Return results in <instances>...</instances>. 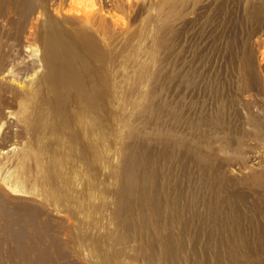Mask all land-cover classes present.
<instances>
[{"label": "rangeland", "instance_id": "obj_1", "mask_svg": "<svg viewBox=\"0 0 264 264\" xmlns=\"http://www.w3.org/2000/svg\"><path fill=\"white\" fill-rule=\"evenodd\" d=\"M66 1L48 0L53 18ZM102 1L128 31L102 61L89 57L90 75L77 62L71 77L53 75L61 54L47 43L45 16L35 35L19 41V15L0 2L8 16L0 15V200L8 211L26 206L16 214L28 257L35 264L42 256L41 264H215L220 250L224 264H263L264 26L250 34L251 11L264 22L263 0ZM249 50L257 70L244 72ZM127 159L134 177L144 178L129 201L130 229L117 217ZM30 207L40 210L36 217ZM167 234L173 249L162 242ZM11 249L0 215L4 263L25 264Z\"/></svg>", "mask_w": 264, "mask_h": 264}, {"label": "bare ground", "instance_id": "obj_2", "mask_svg": "<svg viewBox=\"0 0 264 264\" xmlns=\"http://www.w3.org/2000/svg\"><path fill=\"white\" fill-rule=\"evenodd\" d=\"M115 2H120L122 0H114ZM134 1L136 0H128V3L129 5L131 6L132 2L134 3ZM1 2V6L3 7L4 6V3L6 4H11L15 10V13L19 15V19H18V22L16 23L18 25L19 28H21L20 32H21V35H19L17 37V40L21 41L23 40V36H25L26 38H28V36L30 35H35L37 33V22H38V19H39V15L40 14H43L45 17V24H46V39L48 37V41L47 43L49 42V40H52V44L57 48L59 49V54H61L60 56V64L62 66V69H59L58 67H54V76H55V73H56V76L59 77V73L63 74V76H66V75H69L71 77V74H74L72 73L71 71V67H76L75 64H78L80 65L82 63V67H86V71L88 73V75H90V64L88 62V59L89 57L91 58H94L95 60L97 59L102 61L103 58L105 57V52L107 50V48L112 45V42L113 40L115 41V38L116 36L118 35V33H123V32H126L128 30L127 29V25H124L125 24V21L120 17L118 16L117 12H114L113 9L111 7H107V3H104L102 0H67L65 5L63 6L62 3H59L53 10L52 12H54V14L56 15L54 18L53 16L51 15L50 11V7H49V3H48V0H0ZM264 2V0H263ZM116 3V4H117ZM1 7L0 9V15L1 17H3V19L6 21L7 19V13L6 11ZM252 13L250 14V18L253 20L252 22H254V26L250 29V34L252 36L255 35V33H257L259 31V29L262 28V26H264V22H258V20L260 19L259 17H256V16H259V12H255L254 11H251ZM51 17V19H47L48 16ZM258 19V20H257ZM122 20V24L124 25L122 28L118 26V23H120ZM252 25V23H251ZM117 28H120V31L117 30ZM122 30V31H121ZM28 33V35H26L25 33ZM51 38V39H50ZM21 45H22V42H21ZM234 45V44H233ZM258 56H259V59L260 60H264V44L262 46L261 49H258ZM111 53V52H110ZM113 53V52H112ZM254 57V53L249 50L248 52H246L243 56V68H244V72H250L248 71L249 69L251 70H254L255 69V59L253 58ZM91 58V59H92ZM106 60V59H104ZM91 61V60H90ZM81 62V63H80ZM105 62V61H104ZM93 65V63H92ZM81 66V65H80ZM94 66V65H93ZM92 66V67H93ZM91 67V68H92ZM77 68V67H76ZM81 68V67H80ZM79 66H78V70L80 69ZM97 68V67H95ZM53 69V68H52ZM85 69V68H84ZM94 69V67L92 68ZM91 69V70H92ZM242 69V68H241ZM259 69V67H258ZM74 70V69H73ZM82 70V69H81ZM98 70V69H97ZM96 70V71H97ZM257 70V69H255ZM76 71V70H74ZM80 71V70H79ZM52 73V72H51ZM79 73H82V72H79ZM78 73V75H79ZM98 71L96 72V75H100L99 73H101V71L98 73ZM92 74V73H91ZM246 74V73H245ZM248 75H250L249 73H247ZM50 77L51 74H49ZM48 75V76H49ZM77 75V74H76ZM83 75V73H82ZM81 75V76H82ZM85 76L87 75L86 73L84 74ZM83 75V76H84ZM87 75V76H88ZM254 75V74H253ZM263 75V74H262ZM68 76V77H69ZM75 76V75H74ZM82 76V77H83ZM84 76V77H85ZM93 76V75H92ZM103 76V74H102ZM89 77V76H88ZM100 77V76H99ZM98 77V79H99ZM249 77V76H248ZM73 78V77H72ZM80 78V77H78ZM77 78V79H78ZM91 78V77H90ZM66 79H69V78H66ZM80 79H83V78H80ZM79 79V80H80ZM88 78L86 77V80ZM97 79V78H96ZM104 77L102 79V84L106 81H104ZM74 80V84L77 83V80L73 79ZM85 80V79H84ZM95 80V78H94ZM101 80V79H100ZM70 81V80H68ZM81 81V80H80ZM83 81V80H82ZM81 81V82H82ZM97 81V80H96ZM80 82V83H81ZM86 82V81H85ZM58 83V82H57ZM75 84V85H77ZM87 84V82H86ZM105 86L107 85L106 82L104 83ZM74 85V86H75ZM79 85H83L82 83L79 84ZM88 85V84H87ZM90 85V84H89ZM95 85L94 83H92V86ZM96 85H99V80H98V84ZM80 86V87H81ZM91 86V85H90ZM89 86V87H90ZM91 86V87H92ZM103 86V85H102ZM103 86V87H105ZM87 87V88H89ZM90 87V88H91ZM101 87V86H100ZM107 88V86H106ZM105 88V89H106ZM94 89V88H91V90ZM83 90V89H82ZM90 90V89H89ZM88 90V91H89ZM99 90V89H98ZM78 91V90H76ZM104 91V90H103ZM102 92V91H101ZM106 92V91H105ZM33 93V92H32ZM86 93V92H85ZM89 93V92H88ZM92 93V91L90 92V94ZM94 93V92H93ZM103 94L102 95H105L107 93H104L102 92ZM87 94V93H86ZM96 94V93H95ZM100 94V93H98ZM97 94V95H98ZM33 95V94H32ZM35 95V94H34ZM33 95V96H34ZM43 95V92L41 94V96ZM84 95V94H83ZM101 95V97H102ZM96 96V95H95ZM100 96V95H98ZM97 96V97H98ZM39 97V96H38ZM43 97V96H42ZM42 97H39V99ZM106 98V97H105ZM40 99V100H41ZM107 99V98H106ZM100 100V99H99ZM95 101H96V98H95ZM108 101V100H107ZM103 102V100H102ZM106 102V100H105ZM39 103H42L41 101ZM36 104V103H35ZM97 104V102H96ZM39 106V104H38ZM93 108H95L94 106H92ZM95 110V109H94ZM252 120V119H251ZM260 120V119H259ZM36 121V120H35ZM38 121V120H37ZM263 121V120H262ZM260 124V123H259ZM4 125L3 122L0 123V138L3 136V133H1V130H2V126ZM1 152H4V150H2ZM259 174V173H258ZM256 176V175H255ZM260 176H262L260 174ZM259 178V176H258ZM143 180L144 178H139V177H134V175L132 174V171H131V167L129 166V160L127 159V161L125 162V167L123 168V171H122V180H121V186H122V191H123V200L120 202L119 204V207H118V211H117V217L118 219L125 224L126 228L127 229H130V225H131V221H130V218H129V201H130V198L132 197V192H133V188L135 187V185L137 186L138 185V188L140 190H143L144 188V183H143ZM254 180V179H253ZM228 182V181H226ZM255 183V182H254ZM224 185H222V189H225L223 188ZM226 186V185H225ZM224 186V187H225ZM230 186V185H229ZM23 188V187H21ZM25 188V187H24ZM24 190V189H23ZM27 190V189H26ZM25 191V190H24ZM27 192H31V191H28ZM223 191L221 190V193ZM224 193V192H223ZM222 193V194H223ZM234 193V192H233ZM227 194V193H226ZM222 196V195H220ZM227 196V195H226ZM148 197V196H147ZM217 197V196H216ZM229 197H227V200H228ZM221 199V198H220ZM230 200V199H229ZM151 201V200H150ZM219 201V200H218ZM222 201V199H221ZM152 202V201H151ZM216 202V201H215ZM220 202V201H219ZM224 202V200H223ZM230 202V201H229ZM7 203V202H6ZM20 203V202H19ZM222 203V202H221ZM228 203V202H227ZM16 204V203H15ZM13 204V206L15 205ZM24 204H26V202H24ZM212 204V203H211ZM215 205V203H213ZM212 204V205H213ZM224 204V203H223ZM18 205V204H17ZM23 205V204H22ZM21 204L17 207H13L11 209V211H8L9 209H7V206H5V201H1L0 200V215H1V219L3 220V222H5V224L7 225V237L8 239L12 242V249L11 251L16 254L17 256L21 257L22 260L25 262V264H35L36 262L30 260V258L28 257V252L27 250L28 249H25V246H24V242H25V238L27 237V234H26V229L24 227V225H21L20 224V216L16 214L17 210L20 209V208H24ZM221 205V204H220ZM219 205V206H220ZM12 206V205H11ZM31 206L30 204L28 205V207ZM211 206V205H210ZM217 206L218 208H221ZM216 207V206H215ZM32 208V209H30ZM28 208L27 210H29V213L31 214V216L33 217H36L37 214V211L35 210H38L40 211L39 209H33V207H30ZM35 208V207H34ZM214 208V207H213ZM225 209V207H224ZM154 210V206H153V209ZM156 210V208H155ZM222 210V209H220ZM210 212V211H209ZM18 213V212H17ZM28 213V214H29ZM153 213H155V211H153ZM26 214V213H25ZM155 214L158 215V212H156ZM222 214V213H221ZM129 215V216H128ZM22 216V214H21ZM217 216V215H216ZM221 216V215H220ZM219 216V217H220ZM30 217V216H29ZM152 217V215H151ZM222 217V216H221ZM220 219L222 220L223 218ZM153 218V217H152ZM35 219V218H34ZM36 220V219H35ZM215 221V219H213ZM31 221H33L31 219ZM152 221V220H151ZM239 221H237L238 223ZM35 223V221H34ZM37 223V222H36ZM35 223V226H33V230L35 233H39V227L38 224ZM157 223V222H155ZM154 223V224H155ZM240 223V222H239ZM45 225V224H44ZM157 225V224H156ZM236 225V224H235ZM241 225V224H240ZM239 225V226H240ZM23 226V227H22ZM226 226V224L224 225ZM242 226V225H241ZM244 226V224H243ZM233 227V226H232ZM236 227V226H235ZM255 227V226H254ZM159 228V227H158ZM157 228V229H158ZM215 228V227H214ZM225 228H228V227H225ZM238 227H236V230H237ZM260 228V226H259ZM45 229V226L44 228ZM160 229V228H159ZM221 229V228H220ZM231 229V226L230 228ZM242 229V228H241ZM240 229V230H241ZM246 229V227H245ZM249 229V228H247ZM181 230V229H180ZM209 230V229H208ZM251 230V229H250ZM260 230V229H259ZM182 231V230H181ZM222 231V230H221ZM232 231H235L234 229ZM247 231V230H245ZM180 232V231H179ZM223 232V231H222ZM229 232V231H228ZM231 232V231H230ZM240 232L237 230V233ZM244 232V231H243ZM41 233V232H40ZM39 233V234H40ZM181 233V232H180ZM208 233V232H207ZM249 233V232H248ZM251 233V232H250ZM262 233V232H261ZM42 234V233H41ZM227 234V233H226ZM241 234V233H240ZM243 234V233H242ZM247 234V233H246ZM257 234H258V230H257ZM184 235V233H183ZM223 235V234H222ZM229 235V234H228ZM235 235V234H234ZM238 235V234H237ZM208 236V235H207ZM231 236V235H230ZM241 236V235H240ZM244 236V235H242ZM247 236V235H246ZM245 236V237H246ZM255 236V235H254ZM260 236V235H259ZM31 237V236H30ZM29 237V238H30ZM173 237V236H172ZM185 237V236H184ZM236 237V236H234ZM250 237V235H249ZM69 238V237H68ZM162 239V237H160ZM176 238V237H175ZM242 238L244 239V237H241V240ZM248 238V237H246ZM253 238V236H252ZM251 238V239H252ZM33 239V238H32ZM231 239H232V236H231ZM250 239V238H249ZM257 239V238H256ZM255 239V240H256ZM73 240V239H72ZM155 240V239H154ZM164 242V245L165 247L167 246V248L169 247L170 249H173L175 248L174 247V244L175 242L173 241V239L171 238L170 234H167V235H164L163 239H162ZM226 240V239H225ZM229 240V239H228ZM234 240V239H233ZM239 240H240V237H239ZM29 241V240H28ZM34 241V239L32 240ZM220 241V240H219ZM231 241V240H230ZM235 241V240H234ZM243 241V240H242ZM241 241V243H242ZM250 241V240H249ZM257 241V240H256ZM264 241V240H263ZM161 242V241H160ZM161 242V244H162ZM181 242V240H180ZM232 242V241H231ZM244 242V241H243ZM258 242V241H257ZM29 243V242H28ZM27 243V245H29ZM35 245H36V242H34ZM76 243V242H74ZM183 243V242H182ZM180 244V246H182L183 244ZM207 243V242H206ZM210 243V242H209ZM223 244V242H221ZM225 243V241H224ZM246 243V242H245ZM250 243V242H248ZM262 243V242H261ZM264 243V242H263ZM33 244V243H32ZM31 244V246H32ZM227 244H230V243H227ZM232 244V243H231ZM234 244V243H233ZM238 244V243H236ZM252 243H250L251 245ZM34 245V246H35ZM78 245V244H77ZM206 245V244H205ZM243 245V244H241ZM245 245V244H244ZM33 246V247H34ZM207 246V245H206ZM210 245H208L209 247ZM213 246V245H212ZM215 246V245H214ZM218 246V245H217ZM226 248L228 245H224ZM233 246V245H232ZM239 246V245H238ZM246 246V245H245ZM264 246V245H263ZM30 247V246H29ZM32 247V248H33ZM222 247V245H221ZM218 248V249H221ZM224 247V248H225ZM230 247V246H228ZM242 247V246H241ZM252 247H254L252 245ZM257 247V245L255 246ZM261 247V246H260ZM37 248V247H36ZM163 248V247H162ZM203 248V247H202ZM217 248V247H216ZM238 248V247H237ZM236 248V249H237ZM240 248V247H239ZM238 248V249H239ZM250 248V247H249ZM248 248V249H249ZM264 248V247H263ZM57 249V248H56ZM165 249V248H164ZM185 249V248H184ZM183 249V250H184ZM228 249V248H227ZM234 249H235V246H234ZM233 249V251H234ZM235 249V251H236ZM244 249V248H243ZM246 249V247H245ZM253 249V248H251ZM259 249V248H258ZM37 250V249H36ZM40 250V249H38ZM224 250V249H223ZM226 250V249H225ZM255 250V249H253ZM33 251V250H32ZM46 251V249H45ZM77 251V250H76ZM215 251V250H214ZM213 251V252H214ZM220 251V250H219ZM216 252L214 253L215 254V260H214V263L215 264H224V259L222 258L223 256L220 255L221 253ZM227 251V250H226ZM229 251V250H228ZM232 251V252H233ZM241 251V250H240ZM257 251V249L255 250ZM259 251V250H258ZM264 251V250H263ZM37 252V251H36ZM39 252V251H38ZM37 252V253H38ZM41 252V250H40ZM48 252V251H47ZM46 252V253H47ZM78 252V251H77ZM171 252V251H169ZM230 252V251H229ZM228 252V253H229ZM231 252V253H232ZM244 252V251H243ZM246 252H247V249H246ZM43 253V252H42ZM56 253V252H55ZM224 253V252H223ZM230 253V254H231ZM234 253V252H233ZM257 253V252H256ZM1 254V253H0ZM49 254V253H48ZM253 254V253H252ZM259 254V253H258ZM261 254V253H260ZM259 254V256H260ZM37 255L38 258H39V255L41 256L40 253L38 254H34V256ZM46 255V254H45ZM234 255V254H232ZM236 255V254H235ZM234 255V257H235ZM242 255V254H241ZM246 255L248 254H245V257ZM257 255V254H256ZM264 255V254H263ZM30 256V255H29ZM47 256V255H46ZM59 256V254H58ZM62 255H60L59 257H61ZM204 256V255H203ZM257 256V257H259ZM32 257V256H31ZM36 257V256H35ZM50 257L51 254H50ZM63 257V256H62ZM62 257H61V263H62ZM226 257V256H225ZM233 257V258H234ZM238 257V256H237ZM236 257V258H237ZM240 257V256H239ZM244 257V258H245ZM248 257V256H247ZM252 257V256H251ZM250 257V258H251ZM44 258H46L44 256ZM48 258V257H47ZM243 257H241L242 259ZM243 258V259H244ZM249 258V257H248ZM246 258V259H248ZM249 258V259H250ZM263 258V257H262ZM64 259V258H63ZM66 259V258H65ZM64 259V260H65ZM197 259V258H196ZM231 259V258H230ZM257 259V258H256ZM261 259V258H260ZM255 261V259L252 261L253 264H259V261ZM43 256H42V259L41 261L43 262ZM49 261H51L52 259H48ZM46 260V262L48 261ZM59 260V261H60ZM63 260V261H64ZM69 260V259H67ZM66 260V261H67ZM229 260V259H228ZM262 260V259H261ZM264 260V259H263ZM48 261V262H49ZM65 261V262H66ZM201 261V260H200ZM204 261V260H203ZM227 261V260H226ZM236 261V260H234ZM245 261V260H244ZM247 262L250 261V260H246ZM41 262V263H42ZM56 262V261H55ZM64 262V263H65ZM118 262V261H117ZM116 262V264H118ZM258 262V263H257ZM263 264H264V261H262ZM40 263V264H41ZM45 263V262H44ZM62 263V264H64ZM68 263V262H67ZM232 263V262H231ZM238 263V262H237ZM242 263V262H241ZM239 263V264H241ZM249 263V262H248ZM0 264H5L4 263V259L2 258V256L0 255ZM47 264V263H46ZM53 264V263H52ZM115 264V263H114ZM225 264H228V262H226ZM233 264V263H232ZM235 264V263H234ZM244 264V263H242ZM250 264V263H249Z\"/></svg>", "mask_w": 264, "mask_h": 264}]
</instances>
